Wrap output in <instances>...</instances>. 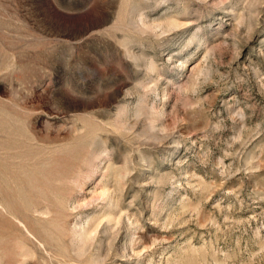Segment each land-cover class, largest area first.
Segmentation results:
<instances>
[{
    "label": "rangeland",
    "instance_id": "rangeland-1",
    "mask_svg": "<svg viewBox=\"0 0 264 264\" xmlns=\"http://www.w3.org/2000/svg\"><path fill=\"white\" fill-rule=\"evenodd\" d=\"M0 264H264V0H0Z\"/></svg>",
    "mask_w": 264,
    "mask_h": 264
}]
</instances>
